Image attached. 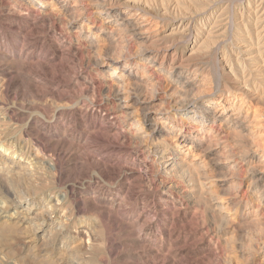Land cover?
<instances>
[{"label": "bare ground", "instance_id": "bare-ground-1", "mask_svg": "<svg viewBox=\"0 0 264 264\" xmlns=\"http://www.w3.org/2000/svg\"><path fill=\"white\" fill-rule=\"evenodd\" d=\"M11 1H13L14 5H16L19 12H24L23 14H21L24 17L23 21L25 23H28L30 19H33V21H40L47 18V20L51 22V25L56 26L61 30V32L74 38L75 45L79 46V48H81L85 52L87 56L86 58L89 59L88 62L91 61L93 66L96 68L97 76L100 78V87L99 85L97 87L101 89L99 90L103 92V98H105L103 102L102 100L100 102L101 104H103V110H101L103 112H101V119H108L109 122L112 123L110 126L105 127L100 123L101 120L98 121L94 117L90 118L88 116H85L79 118V116L77 117L76 115H73V117L76 119H88L90 126L93 129H98V131L94 134L87 136L88 143H85L83 145H75V143L66 140V137H64L63 139L53 140L55 136L50 137L47 135V133H45V123L37 121V123H35L33 126L32 136L36 137V139L39 138L42 140L43 144H40L39 146L45 147L52 151L53 155L51 157H53V159L50 160L51 163L47 161L45 162L44 159H39V157L37 156V154H39V146H34L35 150H33V147L30 148L29 145L27 146L26 141L14 138L16 134L14 135V137H11L12 135L9 136V134H6L7 132H4L1 129L0 188L3 192V199H1L2 197L0 198V235L3 231H13L15 233L17 232L19 234V237H21L22 239V243L17 242V244H22L21 246H23L27 250L35 249L38 243L41 244V247L43 249L42 253L45 249L49 248L50 251H46V253H43V255L40 254V257H42L44 261H50V264H91V257L94 251L92 250L93 252H91L89 251L88 247L85 248L86 246H89L88 243L87 245L85 244L86 246L84 247V241L80 239L82 236L76 237L71 235L70 233L69 223L74 222H70V218H72L73 216L69 218L67 214H60L61 207H63L62 203L66 201V194L61 193L62 196L60 198V194H55L49 188L51 185L44 188H42L41 186V190H34L35 188L33 190H30L31 188H28V185L30 183L35 182L36 184V182H39L40 178L42 179V172L48 171L49 173L53 174L56 172H60V168L58 167L59 165L57 162L55 163L54 158H56L57 160L61 158H67L69 155H71L70 152H72L71 150L73 149L77 151V156L81 157V160H83L87 164L88 169H93L100 174H105L107 171L114 173L112 172L113 170H116L115 173L118 174L117 171H124V168H126L127 170L128 167V171L131 174V177L136 179L135 181L146 180L149 182V184H147L149 185V191L147 193L152 195L151 197L153 204L159 197L166 199L168 196H170V203L164 200V208L163 210H161L166 217L165 223L170 222L175 228L176 226H178L177 221L179 220H177L176 217L182 214L181 210H184L187 207L200 209L205 217L208 218L214 226L218 227H216L217 229H219V227L222 228L224 226H230L235 231H242L244 229L255 231L264 226V134L261 135V130L264 129V126L258 120L259 113H257V108L255 109L256 106L254 107L249 104L248 110L246 112L243 111V107H241V105L237 108L234 107V105H231L226 99L228 95L224 93L229 94V90L225 89L222 90L223 94H221L223 96V101L218 102L215 107L213 106V103L215 102H210L209 99L205 98L204 96L195 99H186L188 94L190 93H201L202 95V93L205 92L204 80H200L198 76V72L201 70V68L199 67V63L193 61L188 56H185L183 51L179 53L177 51L178 48L176 49V46L174 44L176 40H169V38H172L169 37L170 35H166V37H169L166 38L161 35L155 34L153 32L154 29L150 30V26L152 25H150L147 21V17L145 14L146 12L144 13L143 11H141L142 9L140 10V7L136 6V4L141 3L142 0ZM82 1L85 3L87 2V6L85 4V6L82 7L81 4H84L82 3ZM177 3H179V0ZM203 3H200V5H202ZM9 6H11V4ZM17 14L15 15L17 16ZM148 15H150V13ZM262 25H259L257 27L261 28L258 32L259 36H257L256 43V45L258 46L256 50L257 54L259 55L260 53L264 52V26ZM218 26L219 25L211 26L212 28L209 29V31L212 29H215V31H207V33H205V37L210 34L217 33L214 36L217 40L209 41L210 43L212 42L214 46L217 45V43L219 42L218 40L222 38V34L232 28H230V26L225 23L219 26L220 28H218ZM226 26L228 27L220 33L223 27ZM182 27H185L183 23ZM187 27H189V25H187ZM228 28L229 30H227ZM228 34H230V32ZM119 35L122 36L119 38ZM210 36L212 37L213 35ZM204 43L207 44L205 41ZM118 47L122 49V52L121 56H118L116 60H107L105 56L106 54L104 55L102 54V51V53L100 52V49H103L105 53L106 51L112 52V50L115 51V48ZM129 49L133 51H130ZM217 49L218 48H216V50ZM251 59L252 58H250L249 60ZM250 65H242L245 66L244 69L242 68V73L245 77H243L240 82H236L242 86L240 89L246 90L247 88V91L245 92V94H243V99L246 100H250V97L252 96L256 97V94L258 93V90L256 91L255 89L254 91L253 87L251 86L253 80L259 77L256 74L252 73L251 68L256 65H253L252 63ZM262 65H264V63ZM156 75L164 77V81L166 82L165 84L167 85V91L166 93L163 92L167 96L165 102H163L164 100L162 98H158L155 96H152V98L149 99L145 97V93L150 88H152L153 93H155L156 89L161 84H159V82L156 80ZM257 82L255 84H257ZM258 83L260 84V82ZM158 89H160V86ZM100 91L98 92V94L101 93ZM224 95L226 96L224 97ZM156 101H161L162 105H160L161 107L159 109L154 110L152 108L153 104H155ZM260 101L261 100H259V102ZM261 103L262 101L260 102V104ZM262 116L264 117V115ZM69 117L71 118L70 115ZM0 119L4 118L2 117ZM217 124L219 127L218 131H216L214 128V126ZM9 129L11 130V128ZM229 139L231 140V144L228 142ZM87 144H91L92 146L96 147L98 149V152L106 151L110 153L116 150L119 151L120 154L121 152H125L124 154L126 157L130 156V154L134 150H137L138 152L132 158L131 163H128L127 160L118 157L116 161L111 162V159L110 161L104 160L103 157L96 159L94 155H91L90 152L88 153V146H86ZM92 149L93 148H91V150ZM119 153L117 154L119 155ZM101 155L104 156L103 154ZM204 161L209 164L208 167L210 168L205 166ZM54 176V178H56L55 174ZM19 182H26V189H14L13 187L16 186L15 184ZM126 182L128 181L126 180ZM63 188L66 187L63 186L62 189ZM144 188L146 187L144 186ZM129 189L134 190L135 186H130ZM142 192L144 193L143 190ZM136 196L138 195L136 194ZM176 203L179 204L177 205ZM71 204L76 205L77 202L73 199V201L71 200ZM64 205L66 206V203ZM83 206L97 211L98 213H100V215L107 214V220L112 224L122 225L125 222L126 215L122 212V210H120L119 206L116 207L114 205L113 200L105 199V197L103 200H100L98 196L95 195V193H92L91 196L90 194H88L86 197H83ZM91 210L90 212H94ZM61 211L64 212V210ZM196 212L194 213L196 214ZM141 214L139 215L141 216ZM195 214L193 216H195ZM78 215L79 214H77V216ZM149 221H145L144 225H148ZM195 222L197 221H194L193 224L198 225ZM204 222L205 221H203V223ZM125 227L126 226H124V228ZM211 228L209 229L211 230ZM141 229L140 231L143 232ZM209 229L208 231L210 232ZM140 231L138 230V234L141 233ZM260 231L261 230L257 232ZM262 232V234H264V231ZM169 233L170 232L168 231V234ZM171 234L169 235V237L173 236ZM15 237H17V235ZM90 238L89 242L93 240H90ZM170 239L172 238L170 237ZM18 248H21L20 245ZM160 248L158 249V251H154L156 252L155 257L157 259L160 257V253L162 250H160ZM170 248L168 250H170ZM238 248H240V246ZM238 252L240 253V251ZM260 252L262 251H259V253ZM36 253L38 254V252ZM47 253H49L48 256L45 255ZM252 253H254V255L256 254L255 252ZM52 254L54 255L52 256L55 258L54 260L51 259ZM44 255L46 256L45 258ZM166 256L167 255H163L161 257L162 259H164ZM220 257L222 258L223 256ZM230 257L228 255L226 257L227 260ZM238 261L240 260L238 259ZM164 262H166V260Z\"/></svg>", "mask_w": 264, "mask_h": 264}, {"label": "rangeland", "instance_id": "rangeland-1", "mask_svg": "<svg viewBox=\"0 0 264 264\" xmlns=\"http://www.w3.org/2000/svg\"><path fill=\"white\" fill-rule=\"evenodd\" d=\"M177 2L178 0H175V1L174 0H142L141 3L136 4V6L140 7V10L142 9L141 11H143L144 13L146 12L145 14L147 17V21L150 25H152L150 26L151 28L150 30L154 29L153 32L155 34L161 35L163 37H166V35L168 36L170 35L169 37H172V38H169L168 36L167 37L171 41L176 40L174 44L176 46V49L178 48L177 51L179 53L183 51L185 56H188L193 61L199 63V67L201 68V70L198 72V76L200 80L202 81L204 80V83H205L204 88H205L206 93L204 92L202 93V95L201 93L200 94L190 93L188 94L186 99H195V98L204 96L205 98L209 99L210 102L212 103L215 102L213 103V106L215 107L218 102L223 101L222 99L223 96L221 95L223 94L222 90L224 89L229 90L228 91L229 94L224 93L228 95L226 99L229 101V103L231 105H234V107L236 108L241 105V107H243L242 109L244 112L248 110L249 104L254 107L256 106L255 109L257 108L256 109L258 110L257 113L260 114V116L258 114V120L264 126V117L262 116L264 115V87H263L264 86V75H263L264 65H262L264 63V52L260 53L259 55L257 54V50H256V48L258 47L256 45L257 36H259L258 32L261 29L257 27L262 24H263L262 26H264V0H223V1L215 0V2L214 0H179V3ZM82 3H84L83 5L81 4L82 7H84L85 4L87 6V2L85 3L82 1ZM200 3H203V4L200 5ZM10 4L11 6H9ZM207 5H210V6H207ZM14 13L15 14L18 13L17 16L19 17H17ZM21 13L23 14L24 12H19L16 5H14L13 1L0 0V118L2 117L4 118V119H0V130L2 129L4 132H7L6 134H9V136L12 135L11 137H14V135L16 134L14 138L22 139L26 141L27 146L29 145L30 148L33 147V150H35L34 146L36 145L39 146L40 144H43L41 139L39 138L36 139V137L32 136L33 126L35 123H37V121L45 123L46 130H47V131L45 130V133H47V135L50 137L55 136L53 140L63 139L64 137H66L67 138L66 140H68L69 142L71 141L72 143H75V145L77 144L83 145L85 143H88L87 136L94 134L95 132L98 131V129H93L90 126L88 119H85V118L76 119L73 117V115H76L77 117L79 116V118L85 117V116H88L90 118L94 117L98 121L101 120L100 123L103 124L105 127L110 126L112 123V122H109L108 119H105V120L101 119V115L103 113L101 111L103 110L102 109L103 104H101L100 102L101 100L103 102L105 98H103L104 96L103 92L100 91L101 89L99 88L100 78L97 76L96 68L93 66L91 61L88 62L89 59L86 58L87 56L85 52L81 48H79V46L75 45V41L73 37L66 35L65 33L61 32L59 28L51 25V22L47 20V18H45L44 20H40V21L39 20L33 21V19H30L28 23L27 22L25 23L23 21L24 17ZM149 13L150 15H148ZM158 14H159V17H158ZM182 23L185 25L187 29L185 27H182ZM224 23L229 25L230 28L232 27L230 30L229 28L227 29L229 30L227 32L228 33L230 32L231 36L230 34L225 32L224 34H222L223 35L222 38L218 40L219 44L217 43V45L214 46L213 43L212 42L210 43L209 41L217 40L216 37H214L217 33L210 34V35H213L212 37L208 35L211 38L208 36L205 37L206 35L205 33H207V31H209V29L212 28L211 26L213 25L221 26ZM30 24L32 25L34 24L33 27ZM187 25H189V27H187ZM219 26L218 28H220ZM227 27L228 26L223 27L220 33L223 30H225V28ZM210 31H215V29H212ZM184 34H188V35H184ZM121 36L122 35H119L118 37L120 38ZM204 41L207 44H205ZM215 47L218 49L216 50ZM120 49L121 48L118 47V48H115V51L114 50H112V52L106 51V53L105 51H103V49L102 50L100 49V52L102 51L103 52V53L101 52L102 54L104 55L106 54L105 56L107 60L108 59L116 60L118 56L119 57L121 56L122 49L121 50ZM129 50L133 51L131 49ZM248 58L249 59L252 58V59L249 60ZM87 62L90 64H88ZM251 63L253 65H256L251 68L252 73L256 74L257 76L261 78L257 77L256 79H254L253 80L254 83L252 82V85H251L254 91L255 89L256 91L258 90L257 91L258 93L256 94L257 96L256 97L252 96L250 97V100L249 99L246 100V99H243L244 98L243 94H245V92L247 91V88L246 90L240 89L242 86L236 82L237 81L240 82L241 79L245 77L244 74L242 73L243 72L242 68L244 69L245 66H247L248 64L250 65ZM242 65H245V66H242ZM156 76H155L156 80L159 82V84L161 83L159 85L160 89H158L159 88L158 86L155 93H153L152 88H150L145 93L146 95L145 97L149 99V98H152V96H155L158 98H162L164 100L163 102H165V100L167 99L166 98L167 96L165 95L167 91V85L165 84L166 82L164 81V77H161L159 75H156ZM257 79H258V82H260V84L257 82ZM256 82L257 84H255ZM98 85L99 87H97ZM99 91L101 93L98 94ZM226 95H224V97ZM259 100L262 101L261 104H260L261 101L259 102ZM160 105H162V102L156 101L155 104H153L152 109L157 110L161 107ZM96 110H98L99 112ZM69 115L71 116V118L69 117ZM9 128H11V130ZM214 128L216 131H218L219 130L218 124L215 125ZM261 132H262L261 135L264 134V129H262ZM230 141L231 140L229 139L228 142L231 144ZM86 146H88L87 152L88 153L90 152L91 155H94L96 159L103 157L104 160H107V161H110L111 159V162L116 161L118 158H122V159L127 160L128 163H131L132 158L138 152L137 150H134L130 154V156L126 157L124 154L125 152L120 151L121 154L117 150L114 151L115 153L114 152L108 153L106 151L98 152V149L92 146L91 144L89 145L87 144ZM39 148H38L39 154L36 153L39 159H44L45 162L46 161L50 162V160L53 159V157H51L53 155L52 151L42 146H39ZM91 148L93 149L91 150ZM71 151L72 152H70V154L72 156L69 155L70 157L68 156L67 158H61L59 160L54 158L55 163L57 162L59 165L58 167L60 168V172H56L57 174L54 173L56 175V178H54L55 176L53 173H49L48 171L42 172L41 174L42 179L40 178L39 182H36L37 186L35 182H33L29 184L30 187L28 185V188L29 189L31 188L30 190H33L34 188H35L34 190H41V186L42 188H44V187H49L51 185L49 188L55 194L57 195L60 194L59 195L60 198L63 193L66 194V201L62 203L63 207H61V210H64V212L60 210V214H63V213H64L63 215L67 214L69 218L73 216L72 218H70V222L71 221H74V222L69 223L70 233L71 235L76 236V237L82 236L80 239L84 241V247L88 243L90 247L86 246L85 248L88 247L89 251L91 252L94 251L91 257L92 259L91 264H95V263L96 264H225V263L226 264H240V263L241 264H264L263 262L264 261V245H263L264 244V241H263L264 234H262L263 233L262 231H264V226H262L259 229L261 230L260 231L261 233L257 232L259 230L251 231L249 229H244L242 231H235L230 226L229 227L224 226L222 228L219 227V229H217L218 227L214 226L211 223V221L205 217V215L200 209H194L192 207H187L184 210H181L182 214L179 215L181 218L179 216L176 217L177 220L178 219L179 220L177 221L178 226H176L175 228L174 226H172L170 222L165 223L166 217L162 213V210L164 208L163 204L165 202L164 200L170 203V196H168L166 199L159 197L157 201L153 204L152 197H151L152 195L147 193L149 191L148 190L149 185H147L149 184V182L146 180L135 181L136 179L131 177V174L128 171V167H127V170L126 168H124V171L128 173H125L124 171L121 170V171H117L118 172L117 174L115 173L116 170H113L112 172H114L115 174L109 171H107L105 174H100L99 172L93 169L92 170L88 169L87 164L83 160H81V157L77 156L78 153L75 149ZM48 153H51V154H48ZM117 153H119V155ZM101 154H103L104 156H102ZM204 164L206 167L209 166V164H207L206 161H204ZM103 176H104V179H103ZM53 180L54 182L56 181L57 183L55 182L56 183L55 184ZM126 180L129 183L126 182ZM142 184H145V185H142ZM15 185L16 186H14L13 188L16 190L26 189V186H27L26 182H19V183H16ZM133 185L135 186V189L130 190L129 187ZM63 186H65L66 188L62 189ZM144 186L146 188H144ZM142 190L144 191V193L142 192ZM92 193H95V195L98 196L100 200H103L104 197L105 199L113 200L114 205L116 207L119 206L120 210H122V212L126 215L124 224L122 225L112 224L107 220L108 218L107 214L100 215V213H98L97 211L84 207L83 197H86L88 194H90L91 196ZM136 194L138 196H136ZM111 197H113L114 199ZM0 198L3 199V192L1 188H0ZM73 199L77 202L76 205L71 204V200L73 201ZM65 203H66V206L64 205ZM176 204L178 205L179 203H176ZM90 210L94 212H90ZM192 211L194 212L197 211V212L195 214ZM77 214H79L78 215L79 217L77 216ZM139 214H141V216ZM194 214L195 216H193ZM96 215H98L99 217ZM147 220L148 221L150 220L149 224L144 225L145 221ZM194 221H197L195 223H197L198 225L193 224ZM203 221H205L204 223L206 224H204ZM183 225H185L186 227ZM190 225L192 226V228ZM124 226L126 227L124 228ZM182 226L184 227V229ZM212 226H214L215 228ZM139 227L140 229L142 228L141 230L143 232L140 231ZM177 227H180V228H177ZM206 227L208 229L212 227L211 228L212 232L210 229H209L210 230L209 232ZM137 229L141 233L138 234ZM168 231L170 232L169 234H168ZM129 233L130 234L132 233V234L130 235ZM86 234L90 236H87ZM170 234L173 235V236H170L172 239H170L169 237ZM16 235L17 237H15ZM0 236H1L0 238L1 240L0 241V260L2 259L0 261V264H38V263L39 264H43V263L50 264L51 263L50 261H49L50 263L48 261H44V259L40 257V254L43 255V253H46V251L47 252L50 251V249L48 248V249H45L42 253L43 249L40 243L37 244L35 249L27 250L26 248L21 246L22 244H19V243H22V239L21 237H19V234L17 232L15 233L13 231H3ZM255 236H258V237H255ZM88 237L89 238L91 237L90 240L91 239L93 240L89 242ZM101 237L103 240L101 239ZM118 237H120L121 239ZM260 239L261 240L263 239V240L261 241ZM17 242L19 243L17 244ZM19 245L23 250L21 248H18ZM91 246L93 249L91 248ZM239 246L240 248H238ZM159 248L160 250L161 249L162 250L160 253V257L157 259L155 257L156 252L154 251H158ZM169 248L170 250H168ZM241 249L244 251H242ZM238 251H240V253ZM259 251H262V252L259 253ZM8 252H10L11 254ZM36 252H38V254ZM252 252H255L256 254L254 255V253ZM33 255H35L36 258ZM45 255L48 256L49 253ZM45 255H44V258L46 257ZM163 255L164 256L167 255L165 257L166 259L163 257L166 260V262H164L165 260L162 259L161 257ZM228 255L229 257L230 256H233V257H230L227 260L226 257ZM52 256L54 255L53 254L51 255V259L54 260L55 258ZM220 256H223L222 257L223 259ZM238 259L240 261H238Z\"/></svg>", "mask_w": 264, "mask_h": 264}]
</instances>
